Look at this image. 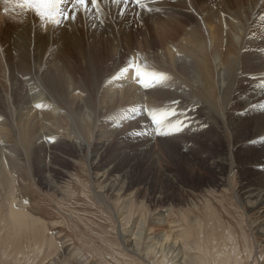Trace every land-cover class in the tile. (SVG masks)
Returning <instances> with one entry per match:
<instances>
[{
	"label": "rangeland",
	"instance_id": "rangeland-1",
	"mask_svg": "<svg viewBox=\"0 0 264 264\" xmlns=\"http://www.w3.org/2000/svg\"><path fill=\"white\" fill-rule=\"evenodd\" d=\"M186 2L187 0H160L158 5L166 12L174 13L172 9L177 13L179 11L178 15L181 12L183 15L179 17L180 21L187 25L185 30H189L192 26L194 33L200 39L203 30L200 28L198 15L204 13L202 11L208 6L206 13L209 12L211 26L214 27L218 21L220 28H226L224 21L228 20L230 14L227 15V12L230 6L232 12L228 13H232L235 17L233 22L234 26H237L235 27L237 32L238 22L242 20L240 14L242 9L239 3L236 7L232 0H192L193 7L190 8ZM66 3L67 0L59 5V11L50 10L41 15L35 11L34 7L21 9L9 0H0V46L8 47L11 43L17 45L19 42L18 46L23 47L26 38L21 29L27 22L32 23V28L39 24L38 27L42 26L46 31L54 27L53 38L55 39H52L48 48L49 50L62 48V55L55 56L57 61L54 57L51 67L53 65V70H57L58 73L61 71V76L66 74L63 77L62 87L57 88L59 100L56 99L57 102L59 101L57 104L59 109L63 112L58 111L51 114L52 116L49 114L51 119L42 115L38 116V120L35 119L31 122L32 124L28 122V126L31 124L29 128L23 129L22 125L27 126L26 123H21L25 119L24 113L17 111V114L13 105L11 108L13 111L9 108L6 112L4 105L0 102V108L3 106L4 110L0 109L2 121H0V154L14 155L15 153L17 156L18 163L13 166L20 182L17 198L27 207L28 215L37 221L33 226L11 224L5 219V211L0 207V264H169L172 257L170 253H166V249L172 240L177 242L176 249L180 250V255H184V264H264V237H261L257 231V224L264 223V212L250 211L247 205H239L236 200V193L240 187H252L261 190V194L264 193V178L256 177L258 171L264 170V145L262 148L258 145L254 148L251 144L253 149L240 151L235 165L241 166L242 170L236 169L229 173L225 171L218 176L217 171L211 170L209 166L218 160L216 156L219 151L227 150L225 147L229 145L228 135L223 133V137L216 140L217 129L211 124L212 121L208 120L209 122L204 123L202 118L190 121L189 125L178 126L181 125L178 119L179 112L189 110L186 100L189 101L195 97L194 99L197 98L199 101L197 99L196 101L201 105L206 98L196 71L197 63H194L196 54L203 53V45H196L201 43V40L199 43L189 42L186 33L179 32L178 39L172 43L178 42L180 45L176 44L169 49H166L162 43L156 46L155 41L150 40L149 57L152 61L150 59L145 63L141 59L140 62L132 61L131 58L129 61L125 59L127 54H130L128 52L130 49L126 50V47L130 44L134 45L132 42L134 38L130 36V40H125L119 45L123 47H121L122 57L128 63L117 70L111 80L104 83L100 81V77L104 70L103 62L106 60L105 49L108 46H102L99 49L100 52L98 50L93 55L97 69L94 67L92 76L95 77V83L97 82L96 85L100 88L98 90L95 86L96 90H94L95 83L87 77L90 74L82 70L76 52V48L80 46L81 34H74V37L70 35L73 32L67 29L66 19H64L67 16ZM199 5L203 8L201 11L198 9ZM254 17L250 19L252 24L249 23L252 28L255 25H264L263 19H260L264 17V7L259 17H255L257 20ZM130 18L131 33L133 32L137 37L139 32L149 30L147 23L143 25L135 15H131ZM18 20L22 23H18ZM15 25L19 28L17 29ZM11 31L14 33L13 38ZM256 33H258L257 28L252 29L251 40L258 39L255 37ZM236 35L233 36L236 38ZM216 38L215 34L214 47L215 42L218 44L219 40ZM231 40L234 42L237 38L232 37ZM239 42L240 39L233 44L237 47ZM40 47L43 49L47 46L40 44ZM186 48H189L190 52H187ZM191 48L198 52H194ZM210 51L211 54L208 57L214 59L216 63L218 56L212 49ZM2 57L0 52V83L6 90V80L9 75L6 73L7 64ZM171 58L174 60L172 61ZM175 72L179 77L175 75ZM222 73L228 74L226 71ZM117 79H121L120 84L116 82ZM220 84L223 88L225 82L219 81ZM26 90L34 91L32 88ZM97 91L98 94L95 93ZM22 92L26 93V91ZM248 94L247 89L239 91L234 95L237 100L234 99V104H237L239 100V102L243 101L241 98L246 104L249 103ZM19 98L20 91H18V98H14V103ZM134 98H138L137 102ZM251 114H248V118H252ZM6 116L10 119L5 118ZM198 116L201 117V114ZM244 117L246 118L247 115ZM244 117H238L237 122L240 121L242 126H247L245 135L247 141L252 135L264 134L263 120L243 121ZM8 120L11 126L15 124L16 126H8L10 124L6 122ZM13 121L16 123L14 124ZM33 124L36 128L32 127ZM199 125L202 127L200 128ZM195 126L197 129H194ZM253 126L256 129H253ZM22 130L34 131L37 133H33L34 138L43 135L47 137L49 140L46 146H50L47 148L51 153L44 149L29 147L28 140V144L23 142ZM69 130L81 135L91 152L96 150L100 161H107L108 165H114L113 168L116 170L119 168L115 178H118L122 188L125 186L129 188H123L121 192H117V195L104 192L102 187L105 182L101 175L105 166L101 164L99 171H92L89 169L87 150H82L81 154L71 153L68 150L72 137ZM31 136L30 140H34ZM217 141L221 146L211 147ZM23 143H25L24 147ZM163 145H168L167 149ZM251 147L246 146V148ZM169 150L170 153L167 152ZM182 156L190 157L191 161L183 162ZM53 157L55 160H52ZM43 164L51 166L55 175L52 176V173L46 172L42 174L40 167ZM225 179L228 180L227 184H224ZM47 181L50 183L49 187ZM127 183H129L128 186ZM21 185L24 188H21ZM144 234L147 238L155 240L152 243L148 242L150 244L146 243V246L143 245ZM163 235H169L168 242H160ZM135 242H139L138 250L132 249ZM155 242H158V245L153 247ZM159 245L165 252L162 253L161 249L158 251Z\"/></svg>",
	"mask_w": 264,
	"mask_h": 264
},
{
	"label": "bare ground",
	"instance_id": "bare-ground-1",
	"mask_svg": "<svg viewBox=\"0 0 264 264\" xmlns=\"http://www.w3.org/2000/svg\"><path fill=\"white\" fill-rule=\"evenodd\" d=\"M232 2L236 7H237L236 4L239 3L240 8L242 9L241 11L239 10L241 12L240 14H241L242 20H241V22L237 21L239 23L237 32L235 31V27L237 28V26H234V24H235L234 18L235 17L232 13H228L230 11L232 12V9H230L231 8L230 6L228 9L229 11L227 12V15L230 14V15H228V20L227 19H226V21L223 20L226 28H220L221 25H220V23H218V21H216L217 23L214 27L211 26V20L209 18L210 15L208 14L209 12L206 13L207 8H208V6H207L206 10L202 11L204 13H202L200 16L198 15V17H199L198 21L201 24L200 28H202V30H203V31L201 30L202 34L199 32L201 34V39L194 33L195 31H193L192 26L189 27L190 28L189 30H185L187 25H184V23L182 21H180L179 15L182 14L181 12L179 15H178L179 11L177 13V11L173 10V9H172V11L173 12L175 11L174 13L166 12L163 7L158 5V4H160V0H147L144 2H143V0H97V3L95 5L92 4V0H88L87 5H84V4H71V5H69L68 3H66V8H67L66 14H67V16L64 18V19H66L67 29H69L70 31L73 32L72 34L70 33V35L74 36V34H76V35L81 34V39L79 42L80 46L76 48V52H77V55L79 57L82 70L85 73L90 74V75H87V77L91 80V82H94V83L96 80H95V77H93L92 75H93V69H94V67L96 68L95 65L97 63H94V59H93L94 56L93 55H95L97 53L96 51H98L102 46H104V47H105V45L108 46L105 49L106 60L104 62L101 60L103 62L102 68L104 70H102L103 71L102 75L100 74L101 75L100 81L102 83H104L105 81L111 80L114 77L115 72L117 70L121 69V67L124 64L126 65L128 63L125 61V59L127 61H129L131 58V60L135 61V62H140V59H141L142 62L143 61L145 63L149 62V60L151 59L149 57L150 56L149 53L151 51V50L149 51L150 40H154L156 46H159V44L162 43L166 49L167 48L169 49L171 47L176 46V44H179L178 42L172 43L178 39L179 32L184 33V34L186 33V35L189 39V42L191 41L193 43H199V41L201 40V43L196 44V45H199V46L203 45V47H204L203 53L201 52L202 53L201 54L199 52L196 54L194 63H197V65L195 64L196 68H197L196 71H197V74L200 78V86L202 87V89L204 91V95L206 96V98H205L203 104H201V105H199L200 102L198 103L196 101L197 98L194 99L195 97L194 98L192 97L193 99H190L189 101L185 99L186 102L188 103L189 110L179 112L178 119H179V123L181 125H178V126L182 127V125H186V124L189 125L190 121L193 122V120H195V119L198 120V118H200V120H201V118H202V122H204V123L209 122L208 120L212 121L211 124L217 129V135L218 136H216V140H219L220 137H223V133H225V135L226 134L228 135L227 138L229 137V140H228L229 145H227L225 147L227 150L224 151V149H223L221 152L219 151L217 156H216V158L218 160H215L214 162H212V164H210V166L208 165L211 170L217 171L218 176H221L222 173L225 171L227 173H229V172H233L236 169L242 170L241 166L235 165L238 153L240 151H243L244 149H253L251 147V144L253 145V147L258 145L261 148L264 145V138H263L264 134L252 135L250 138L251 140L249 139L248 140L249 142H248L246 140L247 138H245L246 132L248 130L247 126H242L240 124V121L237 122L238 117H241V116L244 117L245 115H247L246 118L245 117L243 118V121L249 120V119H255V120H261V121L263 120V123H264V116H261L264 114V37H263L264 25H255L253 28L250 25V24H252L250 19L253 16L259 17V15L261 14V11L264 7V0H232ZM183 3H184V1H183ZM186 3L188 4V7H190V8L193 7L192 0H187ZM181 4H182V2H181ZM183 5L185 6V4H183ZM179 6L180 5H178V7ZM200 6L201 5L198 6L199 7L198 9L201 11V9H203V8ZM69 7L72 9V11H68ZM131 15H135L137 17V19L139 20V22L142 23L143 25H145L147 23L149 30L143 29L144 31L139 32V34H138L139 37H137L136 34H133V32L131 33V25L129 24V21H130L129 18ZM24 16H27V15H24ZM24 18L27 19L26 17H24ZM260 19L261 20L263 19V24H264V17L263 18L260 17ZM249 20H250V22H249ZM21 21H23V20H21ZM183 21H184V19H183ZM25 22H23V24H25ZM18 23H20V21ZM259 23H260V21H259ZM20 24H18V25H20ZM34 24L36 25L37 23H34ZM200 24H198V25L200 26ZM16 26L17 25H15V27ZM31 26L33 27L32 23L27 22L23 28L21 27L22 28L21 30H23V32H24V34H23L25 36L24 38H26V42L24 44L22 43L23 47L21 45L18 46L19 42L17 45L16 44L12 45V43H11V45L8 46L6 44L8 47H1L0 46V52H1V55L3 56L2 58H4V60H5V61L4 60L3 61L6 62L5 64H7L6 66H7L8 71L6 73L9 75L7 80H6V83H7L6 90L7 91L2 88V85L0 83V102H2L1 104L4 105L6 112L9 111V108L11 109L14 107L13 109L16 111V113H17V111H18V113H24L23 118L25 117V119H23V122H21L20 120H22V119L19 118L20 119L19 123L20 122L23 124L26 123V125H27L26 127L25 126L23 127V125H22L21 128H23V129L29 128L32 124L31 122H34V120L37 119L38 116L42 115V116L50 118V116H52L51 114L57 113L58 111L63 112L61 109H59V107H58L59 105H57L59 101L57 102L56 99L59 100L57 98V91H58L57 88H58V86L62 87V84L64 82L63 77L66 75L65 74L64 76H61V74H60L61 71L58 73V72H56L57 70L56 71L53 70L54 69L53 65L51 67V64L54 63V60H53L54 57L56 55H57L56 57L62 55V50H61L62 48L61 49L53 48L51 50H49V48H48L49 44H51V42H52V39H55V38H53L54 33H55L54 27L52 29H50V30L48 29L46 31L43 29L42 26L38 27L39 24L37 27L34 26V28H32ZM0 28H1V26H0ZM254 28H257V31H258V33L255 34V37H257L258 39L262 37L261 39L251 40V37L253 35L251 36L250 33H251L252 29H254ZM45 29H47V28H45ZM18 31H20V30H18ZM262 31H263V34H262ZM8 32H9V30H8ZM56 32H57V30H56ZM247 32H248V34H247ZM10 34L13 38L14 33H12V31H11ZM215 34L217 35V38H219V40H218V44H216L217 42H215V47H214L213 40H214ZM233 35L237 36L236 41H238V39H240V42L237 43V44H239L237 47L233 44L236 41L233 40L234 42H232V40H231L232 37H233V39H236ZM130 36H133L132 38H134V40H132L134 45L132 44L133 46H131V44H130V45H128V47H126L127 48L126 50L130 49L128 51V52H130V54H127V56L125 55L127 58L124 59L122 57V53H121V47L122 46H119V45H121L123 41L128 40L130 38ZM7 38H8V36H7ZM6 41H7V39H6ZM13 41H15V40H13ZM183 41H184V39H183ZM53 42H54V40H53ZM55 42H57V41H55ZM127 43H129V42H127ZM212 43H213V46H212ZM40 44H44L47 47H44L42 49L40 47ZM72 44H74V43H72ZM89 44H91V46H89ZM76 45H78V44H76ZM191 45H192V43H191ZM199 46H198V48H199ZM183 47H184V45H183ZM188 49H187V52H190V51H188ZM191 49L193 50V48H191ZM211 49L213 50L214 54H216L218 56V60H217L218 63L217 62L215 63L214 59L208 57L211 54V51H210ZM99 52H100V50H99ZM161 52H162V50H161ZM194 52H198V51H194ZM213 52H212V54H213ZM192 54H193V52H192ZM187 55L190 56V54H187ZM100 56L101 55L99 54V57ZM56 57H55V60H56ZM156 57H157V55H156ZM163 57H164V55H163ZM101 58H103V57H101ZM105 58H103V59H105ZM164 59H165V57H164ZM169 59H168V61H169ZM171 60L173 61L174 59L171 58ZM192 60H193V58H192ZM151 61H152V59H151ZM166 62H167V60H166ZM177 63H179V62L177 61ZM194 63H193V65H194ZM162 64H163V62H162ZM167 64H169V63H167ZM172 64H171V67H172ZM185 64H187V63H185ZM163 65H165V64H163ZM168 67L170 68V66H168ZM175 67H176V65H175ZM183 67H184V65H183ZM164 68H166V67H164ZM164 68H162V69H164ZM184 68H186V67H184ZM169 70L171 71V69H169ZM219 70H221L222 72L226 71V72H228V74L227 73L223 74ZM186 71H184V72H186ZM172 72H173V70H172ZM176 73L177 72H175V75H176ZM124 75H127V74H124ZM83 76L85 77V75H83ZM176 76L179 77V75H176ZM173 77H175V76H173ZM219 81H222V83H223V81L225 82V85L223 88H222L221 84H220L221 86L219 85ZM116 82L118 84H120L121 79H117ZM185 82H187V81H185ZM96 83L94 85V88H95V86L98 87V85H96ZM190 84H188V85H190ZM131 86H133V85H131ZM220 87L222 89H220ZM25 88L28 90L32 88L34 91H27ZM99 89L100 88L98 87V90ZM196 89H197V87H196ZM245 89H247L249 91L248 95L250 98H248V99H250V102L246 104L244 99L241 98V100H243V101L239 102L240 101L239 100L238 101L239 103L236 102L237 104H234V99H235L234 95H236L239 91H243ZM94 90H96V88ZM237 90H238V92H237ZM18 91H20V98L16 100V103H14V98L15 97L18 98ZM22 91H26V93L23 94ZM192 91H194V90H192ZM95 93L98 94L99 92L97 91ZM148 93H150V92H148ZM94 96H96V95H94ZM132 96L134 97V95H132ZM185 97H187V96H185ZM128 98H129V96H128ZM137 99H135L136 100L135 102H137ZM140 100L141 99H139V101ZM235 101H237V100L235 99ZM242 103H244V104H242ZM12 105H13V107H12ZM13 109H11L10 111H13ZM2 110H3V108H2ZM250 113H252L251 114L252 118H250V117L248 118V114H250ZM49 114H50V116H48ZM198 114H201V117H199ZM12 115H13V113L11 114V117H12ZM7 116L5 118H8ZM16 116H14V117H16ZM9 117H10V115H9ZM0 118H1V116H0ZM8 119H10V118H8ZM45 120H47V119H45ZM9 121L10 120H8L6 122H9ZM97 121L98 120H96V122ZM142 121H144V120H142ZM28 122L31 123V124L29 123L30 126H28ZM15 123L16 122H14V124ZM20 124H19V126H21ZM35 124H33V126H32L33 128H36V127H34ZM40 124H41V122H40ZM237 124H238V126H237ZM9 125L11 126L12 124L10 123V124H8V126ZM14 126H16V124ZM14 126H11V127H14ZM202 126H203V123H202ZM202 126H200V128ZM33 128H31V129H33ZM252 128L256 129L255 126H253ZM12 129L13 128H11V131H13ZM37 129H38V127H37ZM194 129H197L196 126ZM2 130H4V129H2ZM22 131L24 132L23 136H22L23 142L27 143V140H28L29 141V147L31 146V148H32V146H33L34 149L40 148L41 150L44 149V150L48 151V153L50 152V149H48L50 146L49 147L46 146V142L49 140L47 137H45L42 134L43 136H38L37 138H34L33 133H35V132L34 131L31 132V130H30V132L32 133V136L34 138V140H30V138H29L31 136L30 132H28L27 130H26V132H25V130H22ZM69 131L72 134L71 146L68 148V150L71 153L81 154L82 150H84V149L87 150L89 152V169L92 171H99L101 168V164H102V166H105V169L101 175L103 177L104 182H105L104 186L102 187L104 192L109 193V195L110 194L117 195L118 194L117 192L118 191L121 192L123 188H129V186H128L129 183H127L128 187L125 186L122 188V185L121 186L119 185L118 178H115L116 171L119 168L116 170L113 168L114 165L109 166L107 161L106 162L100 161V159H99L100 157L98 156V153H96V150L91 152V150L89 149V145L86 143L85 139L81 135L76 133V131H71V130H69ZM17 133H18V131H17ZM9 134H13V133H9ZM35 134H37V133H35ZM101 136H103V135H101ZM186 139H188V138H186ZM190 140H191V138H190ZM210 141L212 142V140H209V142ZM243 141H245V142H243ZM164 142H166V141H164ZM25 143H23V147H24ZM168 144H170V143H168ZM49 145H50V143H49ZM27 146H26V148H27ZM214 146L220 147L221 144L219 141H217V143H214L213 146H211V147H214ZM246 146H250L251 148H246ZM167 147H168V145L164 146V148H166V149H167ZM41 150H39V151H41ZM6 151H4V153ZM46 151L44 153H46ZM248 151H246V152H248ZM167 152L170 153L171 151L169 150ZM12 153H14V152H12ZM50 155L52 156L53 154H50ZM210 156H211V154H210ZM260 156H262V155H260ZM182 157L184 158V159H182L183 162L191 161L190 157H188V156H182ZM176 159H177V157H176ZM16 160H18V159H17V156H15V153H14V155L0 154V161H1L0 162V199L2 198L1 202H0V207H2L3 211H5L4 216H5V219L7 220V222H9L11 224L20 223L21 226H27V225L33 226L34 224L37 223V221L34 220V217L28 215L29 212L27 211V207L24 206L23 202L21 200H19V198H17L18 192H19L18 188H20L19 187L20 182L18 180V173H16L14 171V167H13L14 165H17V163H18ZM52 160H55L54 157ZM194 161H195V159L193 158V162ZM182 166H184V165H182ZM40 168H41L42 174H44L46 172L47 174L52 173V176L55 175L54 170L51 169V166L48 167V166L43 164L42 167H40ZM257 173H258L256 175L257 178H258V176L264 178V170L263 171L260 170ZM113 177H114V180H116V182H114V180L112 181ZM119 177H121V176H119ZM170 177H172V176H170ZM164 182H165V180H164ZM227 183H228V180L225 179L224 184H227ZM168 185H169V183H168ZM47 186L48 187L50 186V183L48 181H47ZM21 188H24V187L21 185ZM260 191L256 188H252V187H248V188L247 187H240L236 193V200L239 203V205H244V204L247 205L248 208L250 209V211H254L256 213L257 212L259 213L261 211V213H262V212H264V193L261 194ZM5 208H6V210H5ZM257 225H258L257 231H258L259 235L261 237L262 236L264 237V223L257 224ZM136 234L141 235L140 233L139 234L136 233ZM162 237L163 238H161L160 242L161 241L168 242L169 235H163ZM154 240H155L154 238H151V239L147 238L146 235L144 234V237L142 238V241H143L142 244L145 245L148 242L152 243V241H154ZM150 243H148V244H150ZM170 243H171L170 244L171 246L170 245L167 246V249H166V253H170V257H172V258L169 257L170 258L169 264H184V255L182 253H181L182 255H180V250L176 249L177 248V242L172 240V242H170ZM157 245H158V242H155L152 246L154 247ZM139 246H140L139 242H135L132 249L138 250ZM160 249H161L162 253L165 252V251H163L164 250L163 247H160V245H159L158 251H160ZM168 255H167V257H168Z\"/></svg>",
	"mask_w": 264,
	"mask_h": 264
},
{
	"label": "snow or ice",
	"instance_id": "snow-or-ice-1",
	"mask_svg": "<svg viewBox=\"0 0 264 264\" xmlns=\"http://www.w3.org/2000/svg\"><path fill=\"white\" fill-rule=\"evenodd\" d=\"M9 2L14 3L18 8H33L35 11L43 15L44 13L55 10L59 11V5L65 3V0H9ZM88 0H67L69 5L71 4H84L87 5ZM97 0H92V4L95 5ZM68 11H72L69 7Z\"/></svg>",
	"mask_w": 264,
	"mask_h": 264
}]
</instances>
